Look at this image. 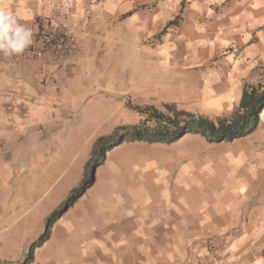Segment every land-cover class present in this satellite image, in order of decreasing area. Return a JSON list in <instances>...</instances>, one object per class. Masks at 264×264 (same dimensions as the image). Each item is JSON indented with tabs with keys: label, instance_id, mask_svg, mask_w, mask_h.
Listing matches in <instances>:
<instances>
[{
	"label": "crops",
	"instance_id": "1",
	"mask_svg": "<svg viewBox=\"0 0 264 264\" xmlns=\"http://www.w3.org/2000/svg\"><path fill=\"white\" fill-rule=\"evenodd\" d=\"M0 7L32 32L57 22L77 41L55 62L0 58V142L16 148L14 167H0V264L26 259L68 190L59 189L57 172L48 187V172L34 163L46 159L40 135L61 126L69 98H85L87 88L95 103L118 100L123 112L127 99L154 94L164 76L184 83L190 98L174 113L216 119L233 111L243 84L258 81L264 67V0H0ZM50 64L57 77L45 70ZM99 109L90 114L96 127L108 119ZM68 110L71 120L78 109ZM27 264H264V109L251 133L230 142L187 133L113 146Z\"/></svg>",
	"mask_w": 264,
	"mask_h": 264
},
{
	"label": "rangeland",
	"instance_id": "2",
	"mask_svg": "<svg viewBox=\"0 0 264 264\" xmlns=\"http://www.w3.org/2000/svg\"><path fill=\"white\" fill-rule=\"evenodd\" d=\"M53 61L55 62L57 59H53ZM52 67L53 65L50 64L47 66V69L45 68V70L50 71L53 76L57 77V68ZM87 75L90 76L88 77V81L90 82L93 79L91 75H95V73L88 71ZM86 89L87 88H84L82 92L83 95H86L85 98L78 99L79 96L69 98V102H67L68 107L65 108L66 110L64 109L62 118L57 117L61 119V121L57 123L59 125L62 123L61 126L51 130L53 125H50V127H46L40 135L45 144L43 152L45 153L44 156L46 159L44 158L45 160L43 163H40L39 160L34 163V165H40L41 168H45L44 171L48 172V174L45 175L48 187L52 184L54 175L57 172L59 175L57 180L59 189L68 188L60 205L77 186V182L81 181L82 173L90 158L92 144L95 139L103 135L114 133L120 126L130 127L135 126L140 122L141 114L131 106L143 107V109L146 106V108L153 106L158 111L174 113L175 110H179V104L190 100V98L187 97L188 92H186L187 88L184 83H178L175 79L166 78L164 76L159 79V85L154 94L145 95L146 93H144L142 100L138 99L140 102L133 98L127 99V102L125 103L128 107H124L123 112L121 110H117L118 100H111L112 103H115L113 107L106 106L107 104L105 101H103V104L101 105L97 104L95 103V95L89 98L90 92ZM7 90H9V88L6 89L5 93ZM54 93L55 92L52 94L54 95ZM65 94L68 93L65 92ZM70 95L71 94L69 93V96ZM54 102L57 103L56 101ZM51 103L53 104V102H48L47 104L50 111L51 108H53ZM70 107L77 108L78 111L74 113L71 120H67V117L70 116L68 110ZM85 108H90V110L85 113ZM93 108H96L97 111L101 113H103V110L99 108H103L105 110L108 117L105 123L106 125L96 127L97 124L92 120L93 115H90L91 113H94ZM13 114L14 113L9 111L7 114L8 116L5 117L9 119L10 115L13 116ZM23 118H26V116ZM3 124L4 123L2 122V125ZM23 125L26 124L22 121L21 126ZM15 149L14 147H11V145L2 146L0 142V167L2 173L9 171V168L11 167H14L15 163L13 162V157L15 156ZM26 149L34 150L35 148L28 147ZM57 159L58 164L55 166V161ZM22 166H24L23 163ZM79 178L80 180H77Z\"/></svg>",
	"mask_w": 264,
	"mask_h": 264
},
{
	"label": "trees",
	"instance_id": "3",
	"mask_svg": "<svg viewBox=\"0 0 264 264\" xmlns=\"http://www.w3.org/2000/svg\"><path fill=\"white\" fill-rule=\"evenodd\" d=\"M131 107L141 114L140 122L135 126H120L114 133L95 139L80 183L46 218L45 231L30 244L27 257L21 264L29 262L33 249L41 245L49 236L53 222L94 182L96 168L103 163L106 152L113 146L123 141L135 140H163L169 143L187 133L200 134L210 142H230L251 133L257 127L260 113L264 109V67H261L258 81L243 84L240 101L233 111L216 119L201 114L164 113L153 106H149L150 108L146 106L144 109Z\"/></svg>",
	"mask_w": 264,
	"mask_h": 264
},
{
	"label": "built area",
	"instance_id": "4",
	"mask_svg": "<svg viewBox=\"0 0 264 264\" xmlns=\"http://www.w3.org/2000/svg\"><path fill=\"white\" fill-rule=\"evenodd\" d=\"M33 33L32 45L22 53L23 56L36 58L50 56L53 59L63 60L71 54L77 46L75 37L60 23H49L45 28H41ZM7 58L10 62L18 64L17 55Z\"/></svg>",
	"mask_w": 264,
	"mask_h": 264
},
{
	"label": "clouds",
	"instance_id": "5",
	"mask_svg": "<svg viewBox=\"0 0 264 264\" xmlns=\"http://www.w3.org/2000/svg\"><path fill=\"white\" fill-rule=\"evenodd\" d=\"M33 43L30 28L7 7H0V56L12 57L24 53Z\"/></svg>",
	"mask_w": 264,
	"mask_h": 264
}]
</instances>
